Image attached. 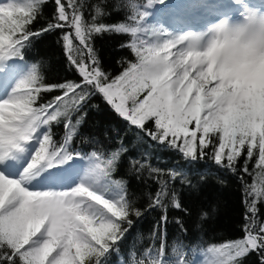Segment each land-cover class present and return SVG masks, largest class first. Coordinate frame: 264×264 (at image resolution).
<instances>
[{"label":"snow or ice","instance_id":"snow-or-ice-1","mask_svg":"<svg viewBox=\"0 0 264 264\" xmlns=\"http://www.w3.org/2000/svg\"><path fill=\"white\" fill-rule=\"evenodd\" d=\"M49 3L54 5L51 16L33 29ZM156 3L127 0L128 22L111 25L97 23L105 14L99 5L91 22L86 20L80 0L0 3V62L9 61L0 75L14 74L15 62L24 58L25 50L47 35L59 36L65 58L78 75L76 80L46 85L40 65L32 63L12 92L0 99V264H188L176 247L166 249L164 243L166 200L190 214L170 187L181 176L179 170L165 173L143 160L127 159L130 172L147 169L149 176L169 177L157 179L158 190L148 194V209L162 210L155 226L160 243L137 249L127 241L134 218L143 212L127 181L113 178L129 152L127 143L118 135L117 146L107 154L100 150L82 154L72 148L87 115L82 109L97 96L134 129L137 142L148 138L189 161L210 158L233 174H248L249 162L256 157V181L244 190L242 238L214 244L206 252L210 264H242L249 256L255 257L253 264H264V220L257 219V202L264 203V73L220 65L212 50L189 45L197 36L193 32L172 36L147 25V9ZM102 33L130 36L120 47L130 49L135 60L121 58L119 73L103 66L94 47V36ZM51 91L60 94L38 104L41 93ZM76 113L81 115L74 122ZM61 121L65 134L57 144L52 124ZM21 158L23 165L18 163ZM85 159L87 164L82 163ZM57 165H67L58 172L69 175L48 174L56 189L30 187L40 172ZM197 175L196 184L186 175L181 182L195 190L211 173ZM199 215L203 219L207 213ZM180 230L184 231L182 224Z\"/></svg>","mask_w":264,"mask_h":264},{"label":"trees","instance_id":"trees-1","mask_svg":"<svg viewBox=\"0 0 264 264\" xmlns=\"http://www.w3.org/2000/svg\"><path fill=\"white\" fill-rule=\"evenodd\" d=\"M80 2L84 4L85 19L89 22L97 5L101 6L105 12L97 19V23L111 25L128 22L127 0H80ZM138 2L144 3V0H138ZM53 9L54 5L51 3L44 5L41 16L31 27L33 29L41 27L51 16ZM149 23L147 20V25L153 26ZM129 41L128 34L102 33L94 36V47L108 71L119 73L121 66L118 61L121 58L135 60L130 49L120 47ZM21 61L28 66L27 72L32 63L39 64L46 85L78 79L76 71L69 66L65 58L57 35H47L35 41L29 49L25 50ZM27 72L19 79L17 85ZM59 94L56 91L42 92L38 104L46 103ZM82 112H86L87 115L78 126L77 135L73 138V149L82 154H89L95 150L107 154L110 149L117 146L118 135L128 145L129 152L122 157L113 178H122L127 181L129 193L135 197L136 207L143 212L142 217L134 218L136 223L133 233L127 241L129 247L135 244L137 249H147L154 248L160 243L158 239L160 233L155 226L160 220L162 210L148 209V194L158 190L157 179H169L167 175L149 176L147 169L139 174L130 172L127 165L129 157L150 163L164 170L165 173L175 169L181 173V176L170 183V187L181 203L190 210V214L175 209L170 201L166 200L167 223L164 232L166 249L176 247L177 253H182L188 264H198V258L206 255L207 264H210L211 256L206 252L207 248L214 244L219 245L242 238V226L245 223L244 190L247 185L256 181L255 173L258 171L255 167L256 157L249 162L248 174L240 171L233 174L218 168L210 158L189 161L178 152L162 148L148 138H145L143 142H137L134 129L128 128L126 122L98 96L92 98ZM80 115L81 113L74 114L73 121L75 122ZM64 134L63 121L52 124V135L57 144L63 140ZM242 162L243 158H241ZM199 172H210L211 175L195 190L190 184L181 182L182 177L186 175L191 184H196ZM257 205L259 208L257 219L264 220V203L258 201ZM201 211L207 213L203 219L199 215ZM178 219L184 231L180 230L181 224L177 223ZM166 254L171 255L167 251ZM254 260V256H249L244 258L242 264H253ZM170 264H174V261Z\"/></svg>","mask_w":264,"mask_h":264},{"label":"clouds","instance_id":"clouds-1","mask_svg":"<svg viewBox=\"0 0 264 264\" xmlns=\"http://www.w3.org/2000/svg\"><path fill=\"white\" fill-rule=\"evenodd\" d=\"M238 15H226L197 34L199 50H212V56L220 65L228 68H251L264 73V0L259 6L253 0H234Z\"/></svg>","mask_w":264,"mask_h":264},{"label":"rangeland","instance_id":"rangeland-1","mask_svg":"<svg viewBox=\"0 0 264 264\" xmlns=\"http://www.w3.org/2000/svg\"><path fill=\"white\" fill-rule=\"evenodd\" d=\"M206 1V0H205ZM229 2H232L233 4H234V0H228ZM3 2H5V0H0V3H3ZM168 6H171V7H173V6H177L178 7V4H176V3H170V5H167V6H165V7H163V6H159L160 8L159 9H161V11L160 12H163L165 9H168L169 7ZM193 6V9H194V12L196 13V12H199L200 13V11L199 10H197V7H196V5H192ZM234 7H236V9H237V13L239 12V9L237 8V6L234 4L233 5ZM171 9V8H170ZM211 9L210 8H208V7H204L203 8V12H204V14L205 13H207V12H209ZM172 14V12L171 11H169L168 13H164V19H162V16H161V13H158V7H153L152 8V13H151V17H153V20L154 19H157L160 23H161V30L162 31H165V32H167V33H169L170 35H172V36H178V35H182V34H185V33H187V32H193V33H195V34H199L200 32H202V31H197L196 32V30L195 31H191V30H189V29H186V28H184L183 29V31H181V33L179 32V28L180 27H176L173 31L170 29V28H168L167 26H165L166 25V22H167V20L170 18V15ZM196 17H198V16H196ZM201 19H204L205 17L203 16V15H200L199 16ZM212 17H214V16H212ZM200 21V20H199ZM217 21V20H216ZM198 21H196V23H197ZM215 22V21H214ZM213 22V23H214ZM190 23V21H189V19H185V21H184V23H183V25H186V24H189ZM195 23V24H196ZM203 22L201 21V24H202ZM182 26V25H181ZM204 31V30H203ZM1 63V62H0ZM2 64V63H1ZM2 66V65H1ZM24 65L22 64V67H23ZM7 67V66H6ZM25 68V67H24ZM26 70H27V67H26ZM25 70V71H26ZM18 71H16V72H14V74H5V75H0L1 77H0V90H1V93H2V95H1V97H0V99H3V98H5L7 95H9L11 92H12V90L14 89L12 86L10 87V82H11V80H14V81H16V78L17 77H19L20 75H21V73H17ZM0 73H4L3 71H0ZM10 88V89H9ZM4 92H7L6 94H4ZM84 162V163H83ZM18 163H20L21 165H23V164H25L26 163V161L23 159V158H21L19 161H18ZM82 163L83 164H87V160L85 159L84 161H82ZM67 167V165H57L55 168V170L53 171V173H57V175H59V176H67V175H69L68 173H64V172H58V169H60V168H66ZM50 172L47 170V168H45V170L44 171H42V172H40V175L39 176H36L32 181H31V183H30V187L31 188H33V189H36V190H50V189H56L57 187H58V185L56 184V183H54L53 182V179L51 178V177H49V174ZM20 173L19 172H15V173H13V175H15V176H18ZM82 174H83V172H81L80 173V175L82 176ZM73 179H75V177H72ZM49 182H52L53 184H52V186L51 185H49L48 183ZM206 257V256H205ZM205 257H203L202 256V258H199V264H201V261L203 260V259H205ZM207 261V259L205 260V262Z\"/></svg>","mask_w":264,"mask_h":264},{"label":"bare ground","instance_id":"bare-ground-1","mask_svg":"<svg viewBox=\"0 0 264 264\" xmlns=\"http://www.w3.org/2000/svg\"><path fill=\"white\" fill-rule=\"evenodd\" d=\"M189 13L195 14L194 9H193V6H191V7L189 8ZM83 163H84V162H83ZM82 175H83V174H82ZM201 264H205V259H203V260L201 261Z\"/></svg>","mask_w":264,"mask_h":264}]
</instances>
